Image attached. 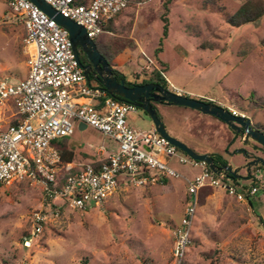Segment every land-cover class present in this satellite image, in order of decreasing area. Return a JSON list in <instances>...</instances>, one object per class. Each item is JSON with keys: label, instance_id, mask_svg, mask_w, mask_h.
<instances>
[{"label": "rangeland", "instance_id": "374dc122", "mask_svg": "<svg viewBox=\"0 0 264 264\" xmlns=\"http://www.w3.org/2000/svg\"><path fill=\"white\" fill-rule=\"evenodd\" d=\"M164 2L128 0L111 31L95 38L99 44H111L113 69L140 82L162 68L170 91L210 100L264 129V14L231 25L225 14L235 13L246 0H169L168 35L159 53L162 67L154 49L163 37ZM23 37L22 25L6 0H0V78L9 83L28 72ZM156 108L166 130L198 153L214 151L240 165L246 159L236 149L253 151L211 115L168 104ZM129 122L140 130L154 128L141 109L130 114ZM68 139L74 163L98 159L95 152L102 141L116 149L114 142L88 126L76 125ZM152 152L185 177L200 172L157 148ZM239 173L242 179L234 180L235 185L257 187L249 196L251 206L211 188L196 206L182 264H264V172L251 167L249 173L245 168ZM185 204L182 177L141 186L120 177L103 203L86 209L49 200L35 181L0 182V264H174L172 228L180 222ZM39 210L47 219L25 246L24 236Z\"/></svg>", "mask_w": 264, "mask_h": 264}, {"label": "built area", "instance_id": "2783aa9c", "mask_svg": "<svg viewBox=\"0 0 264 264\" xmlns=\"http://www.w3.org/2000/svg\"><path fill=\"white\" fill-rule=\"evenodd\" d=\"M45 1L82 25L92 40L104 32V24L128 5V0ZM6 3L24 30L28 72L16 83L0 78V182L35 181L49 200L58 198L72 208L86 209L103 203L116 189L120 177L139 186L182 177L186 204L180 222L172 228L174 264H182L191 241V223L200 190L220 188L235 200L247 203L257 187L240 188L233 179L214 173L203 161L181 153L154 128L134 127L129 115L139 108L111 96L101 84H91L77 63L65 28L30 0ZM10 104L14 112L6 114ZM81 123L114 142L116 149L102 141L96 152L104 156L98 160L63 162L53 142L72 135ZM153 148L176 157L181 164L199 168L200 172L191 178L183 176L155 156ZM46 219L41 210L33 213L31 228L23 239L25 246L38 236Z\"/></svg>", "mask_w": 264, "mask_h": 264}, {"label": "water", "instance_id": "95a60500", "mask_svg": "<svg viewBox=\"0 0 264 264\" xmlns=\"http://www.w3.org/2000/svg\"><path fill=\"white\" fill-rule=\"evenodd\" d=\"M30 1L67 30L77 63L83 69L86 78L90 80L88 71L78 61L77 47H80L86 53L90 63L96 68L95 78L106 92L111 96H119L141 109L151 119L155 131L170 144L176 146L190 158L203 161L214 173L233 180L242 179V175L239 173L241 169L245 168L247 173H249L251 167L256 165H261L262 169H264V158L259 156L251 158L243 164L233 165L232 163L222 164L216 162L210 152L198 153L194 151L166 130L164 122L159 118L157 109L153 106L151 99L153 101L166 102L168 105L188 107L203 114L214 116L223 121L235 134H240L243 145H251L253 149H259L264 152V133L252 126L249 117L238 114L214 102L170 91L168 88L154 82L127 85L125 78H117L115 70L104 56L100 54L96 43L87 36L86 30L82 25L57 12L45 0ZM79 127H85V125L81 123ZM245 151H247L245 147L236 149V152L239 153ZM247 201L251 206L249 198Z\"/></svg>", "mask_w": 264, "mask_h": 264}, {"label": "trees", "instance_id": "16d2710c", "mask_svg": "<svg viewBox=\"0 0 264 264\" xmlns=\"http://www.w3.org/2000/svg\"><path fill=\"white\" fill-rule=\"evenodd\" d=\"M77 2H86V0H77ZM168 3H169V0H165V2L163 3V8H164V12L162 15V20L164 23L163 28H162V36L163 37L159 39L158 46L154 49V56L157 59V62L160 63L162 67H165V64L160 60L159 53H161L163 51L164 38L168 35V18H167V14H168V10H169ZM263 14H264V0H246V2L243 3L236 10L235 13L225 14V19L231 25H240L243 23L256 21ZM118 15H119V13L111 21L104 24V26H103L104 32L111 31L112 21L114 19H116L118 17ZM94 41H95V39H94ZM95 43L98 45V47H100V49L105 54L109 64L112 65L113 64L112 55L110 53L111 44H107V43L99 44L96 41H95ZM163 71H164V69H162V68L153 69V71L151 73L152 75L150 76V78L147 80H142L140 82H136V81L131 82V81H127L126 79L125 80H126L127 85L144 84V83L154 82V83L160 84L161 86L167 88V80L163 75ZM115 74H116L118 79L125 78L124 75L122 73H120L119 71L115 70ZM188 96H190V95H188ZM115 97L118 99L124 100L119 96H115ZM191 97H195V96H191ZM195 98H199V97H195ZM199 99H203V98H199ZM203 100L212 102V101L206 100V99H203ZM153 106L155 107V103H153ZM157 114H158L159 118L162 119L158 110H157ZM53 144L59 150V152L61 154V159L63 162L73 161L74 155H75L74 147L71 144V141H69L68 137H63V138L59 139L58 141L53 142ZM180 152L183 153L182 151H180ZM212 154H213V157H214L216 162H219L222 164L228 163L227 160H225L219 154H217V153H212ZM97 164L98 163H95V166H97ZM58 177H59V182L61 183L63 181V176L60 175ZM162 181H164V180H162ZM210 189H211L210 187H206V188H202L200 190V192H199V203L202 202L204 197L210 192ZM260 220H261L262 225H264V220L263 219H260Z\"/></svg>", "mask_w": 264, "mask_h": 264}, {"label": "flooded vegetation", "instance_id": "af4514ba", "mask_svg": "<svg viewBox=\"0 0 264 264\" xmlns=\"http://www.w3.org/2000/svg\"><path fill=\"white\" fill-rule=\"evenodd\" d=\"M96 46H97V49H98V51L100 52V54L103 55L104 58L107 60L105 54H104L103 51L100 49V47H98L97 44H96ZM74 53H75V52H74ZM77 57H78V61H79V63L81 64V66H82L84 69H86V70L88 71V74H89L90 80L93 79V80H95L96 82H98V81L96 80V78H95V77H96V68L90 63V61H89V59H88L86 53H85L80 47H77ZM107 62H108V60H107ZM108 63H109V62H108ZM110 65H111V64H110ZM111 66H112V65H111ZM151 102H152V104L155 103V108H156V104H167L166 102H162V101H153L152 99H151ZM251 124H252V126H253L254 128H257V129L261 130V131L264 133V129H263V128L258 127V126L255 125L252 121H251ZM233 133H234V135H235L236 137H240V141L242 140L240 134H235L234 131H233ZM231 142H234V139H233ZM252 142H253V143H256V142H254V141H252ZM258 145H259V144H258ZM248 146H250V148L253 149L251 145H248ZM212 153H215V152H212ZM255 153H257V154H255ZM231 154L233 155V153H231ZM241 154H243V156L245 157V159H246L245 162L249 161L251 158H254V157H256V156H259V157L264 158V152L261 151V150H259V149H253V151H245V152H241ZM253 154H254V155H253ZM258 154H259V155H258ZM227 162H228V161H227ZM228 163H229V162H228ZM242 163H243V162H242ZM242 163H241V164H242ZM238 165H239V164H238ZM253 167H257L258 169L262 170V172H264V169H262L261 165H256V166H253Z\"/></svg>", "mask_w": 264, "mask_h": 264}, {"label": "crops", "instance_id": "0c3cea01", "mask_svg": "<svg viewBox=\"0 0 264 264\" xmlns=\"http://www.w3.org/2000/svg\"><path fill=\"white\" fill-rule=\"evenodd\" d=\"M118 16H119V15H118ZM122 74H123V73H122ZM123 75H124L125 79H126L127 81H129V80L126 78V75H125V74H123ZM10 105H11V104H10ZM10 105H9L8 110L5 111L6 114H11L12 112H14V107H13L12 105H11V106H10ZM9 109H11V110H9ZM135 113H137V112H135ZM129 116H130V115H129ZM77 125H78V127H79L80 124H77ZM79 128H80V129H83L84 127H79ZM206 152H210V153H212V152H214V151H209V150H208V151H206ZM203 153H204V152H203ZM95 155L98 156V159L104 156V155H100L98 152H95ZM230 155L232 156V154H230ZM98 159H96V160H98ZM96 160H95V161H96ZM226 160H227L229 163H232V162L230 161V158H229V159L227 158ZM92 161H93V160H92ZM232 164H233V163H232ZM233 165H238V164H233ZM247 203H248V201H247Z\"/></svg>", "mask_w": 264, "mask_h": 264}]
</instances>
